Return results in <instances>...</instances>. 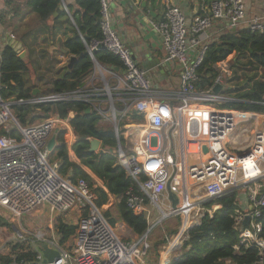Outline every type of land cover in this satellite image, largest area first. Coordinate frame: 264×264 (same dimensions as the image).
Instances as JSON below:
<instances>
[{
	"label": "built area",
	"instance_id": "2783aa9c",
	"mask_svg": "<svg viewBox=\"0 0 264 264\" xmlns=\"http://www.w3.org/2000/svg\"><path fill=\"white\" fill-rule=\"evenodd\" d=\"M62 3L65 5L64 0ZM217 20L264 32V12L249 16L246 0H214L210 12L194 16L190 26L178 6L167 4L164 18L153 24L167 59L182 66L180 88L172 102L153 95L147 71L113 26L109 0H101L102 37L87 42L81 36L94 63H98L95 52L100 49L111 52L121 62L119 71L113 72L117 80L115 89L119 90L118 100L100 69L103 91L109 101L108 110L96 104L83 87L29 99L16 98L15 101L11 98L3 100L0 96V129L4 131L0 134V205L20 216L45 204L52 214H77L76 231L69 245L61 243L54 222L48 227L50 235L44 230L23 233L16 229L12 239L21 243L30 240L36 250L35 258L18 259V255L26 250H14L9 246V253L0 252V264H45L41 243H47L59 252L53 264H146L151 250L148 235L163 219L196 210L199 222L194 223L199 225L200 218L206 214L213 217L221 207L218 203L206 209L208 202L238 189L245 191L240 199L245 205L235 212V227L240 232L243 246L258 249L256 260L244 264H264L263 223L259 219L264 209V110L253 112L219 107L232 100L223 93L226 78L231 75L229 59L216 65L218 75L212 87H198V71L209 48L205 33ZM216 84L223 85L220 93L213 90ZM71 100L86 102L106 120L112 113L118 140V163L134 183L124 198L128 208L143 215L148 223L147 231L135 239L125 241L118 235L97 205V195L85 178L72 180L62 176L60 162L51 161L48 143L56 129H70L69 145L76 138L69 123L70 115L60 117L50 113L41 122L23 125L13 109L15 104ZM133 113L143 115L145 121L136 141L123 145L121 136L125 133L117 120L126 119ZM204 147H207L206 152ZM168 183L181 198L178 210L173 207L170 212L161 205ZM155 208L162 216L152 223ZM247 216L251 218L249 225L245 224ZM235 249L239 250V247ZM171 258L169 256L168 261Z\"/></svg>",
	"mask_w": 264,
	"mask_h": 264
},
{
	"label": "trees",
	"instance_id": "16d2710c",
	"mask_svg": "<svg viewBox=\"0 0 264 264\" xmlns=\"http://www.w3.org/2000/svg\"><path fill=\"white\" fill-rule=\"evenodd\" d=\"M62 0H27L26 5L36 14V24L40 31H60L65 23L71 24V19L66 10L55 16L57 8ZM69 12L75 22L71 26L72 35L62 41L65 54L77 56L78 59L69 69H66L54 78L47 89H42L36 95L50 92L72 91L83 85V80L92 73L95 63L86 53V42L95 38H101V0H75V5L68 6ZM65 16L66 20L61 18ZM52 21V26L49 22ZM45 37L44 41L55 36ZM37 41V37L34 38ZM97 61L107 65L121 66L117 56L111 52L100 49L95 52ZM232 59V74L226 80L230 86L226 89L232 100L223 102L220 108L236 109L244 111L260 112L264 110V32H254L247 28H241L221 37L219 43L209 45L205 59L199 68L200 80L198 87L208 89L213 86L218 75L216 65L225 60ZM29 62L21 58L20 54L7 45L1 52L0 67V96L3 100L12 97L33 98L34 90L38 85H31L28 76ZM89 104L83 101H60L54 103H25L15 104L13 109L19 121L26 125L37 118H46L50 113H57L60 117H67L71 112L70 123L77 133V139L72 149L80 159L81 164L72 161L69 157V149L66 143L67 131L62 129L58 133L57 146L55 148L58 158L61 160L59 173L69 176L72 180L79 177L85 178L97 195L96 203L103 206L109 202V195L121 198L119 218L135 234L143 235L148 229V223L143 215L135 214L128 208L124 195L133 186V180L127 171L118 163L117 155L110 150L116 146L117 139L112 127L100 128L97 126L102 116L96 112H87ZM201 108V107H200ZM134 117L141 118L138 114ZM4 133L0 129V134ZM15 134H17L15 132ZM99 139L103 148L99 152L90 151L91 141ZM123 137H121V142ZM89 167L92 172L104 181L108 191L101 186H96L92 176L82 167ZM238 189L228 193L217 200L208 202L211 206L219 203L221 207L215 211L213 217L206 214L199 225L189 230V239L186 241L187 250L174 259L172 264H227L230 260L233 264L250 263L256 260L258 249L255 246L245 247L240 242V232L235 227L234 215L239 208L240 199ZM106 217L109 213L105 214ZM263 223L264 234V209L259 218ZM113 225L115 219L109 220ZM0 225H9L4 217L0 216ZM58 230L61 243L65 244L74 235L76 224L66 222L62 217L58 218ZM238 246L239 250L235 247ZM18 248L26 250L18 255V259L33 260L36 250L31 244L25 246L16 243L14 250Z\"/></svg>",
	"mask_w": 264,
	"mask_h": 264
},
{
	"label": "crops",
	"instance_id": "0c3cea01",
	"mask_svg": "<svg viewBox=\"0 0 264 264\" xmlns=\"http://www.w3.org/2000/svg\"><path fill=\"white\" fill-rule=\"evenodd\" d=\"M213 1L214 0H109L114 28L119 33L122 40L130 47L135 59L139 62L142 68H144V62L146 60H149L147 62L148 69H144L147 71V74L152 82V92L155 97L169 102H172L174 100L173 97L178 93L180 88V74L182 71V66L176 61L167 59L161 37L155 30L153 24L160 22L164 18V12L167 4H174L178 6L186 15L187 24L190 26L194 16L210 12V6ZM26 2L27 0H0V67L1 52L3 48L9 44L8 38H14L13 40L17 42L16 44H18V42H22L25 47L24 50L28 51L27 57L29 58L31 56L34 62L33 65L30 64L31 71L33 72V70L35 69V72L39 73L37 77H35L34 73H31L29 76L30 80L37 81V89L39 91H37L36 93H39L45 87L50 86L51 81L59 76L66 69V67H68L71 57L73 56L65 54L61 44L67 36L72 35L71 26H74L75 22L69 12L68 6L75 5V0H64L65 5H63V3L60 5L63 6L62 11H67L68 9L67 13L69 15V18L71 19V24L65 23L60 31L56 28L54 31L51 30L49 32L40 31L38 29L36 24V14L32 12L31 9H29V7L26 5ZM143 3H145V6H142ZM64 6H66L67 9H65ZM246 8L247 14L249 16L261 14L264 12V0H246ZM61 12L56 13L55 16H58ZM61 20H66V17L63 16ZM52 24L53 22L50 21L49 25L52 26ZM241 28L243 29L245 28V26L235 27L228 22L217 20L205 33V41L209 45L219 43L222 36ZM53 34H55V37L53 39L44 41L45 37L53 36ZM35 37H37V41H34ZM29 39H32L31 42H27ZM47 43H49L48 46L46 45ZM35 44H39V46ZM29 45L31 47H28ZM151 60H155V62H151ZM229 60L231 61L232 74V59ZM97 62V64L95 63V67L92 73H90L83 80V85L81 87L88 90L91 97L97 102L96 104L101 105L103 110H108L109 101L106 93L103 91L104 83L102 78L104 75L108 80L112 90H114L115 98L118 100L119 90L115 89L117 80L114 77L113 72H117L119 71V69L112 67L118 65H107L100 63L99 61ZM100 69L103 70V75L101 74ZM226 83L227 85L223 89V93L225 94H227L226 89L230 86L231 82L226 81ZM89 109V112H96L93 106L92 108L89 107ZM69 115L71 119V117L74 116V112H71ZM69 115L67 117H69ZM131 115L133 116L134 113ZM131 115L126 119H130ZM138 116L141 117L140 119L142 120L143 124L145 121L144 116ZM107 122L108 121H106V119L101 118L97 126L100 128H110L108 126H105V123ZM138 124L140 126V123H137L135 125ZM70 126L73 129L76 137L74 140L75 142L77 139V133L71 123ZM64 130L67 131V140L69 141L71 131L70 129ZM139 131L140 129L131 131L132 138H130L129 142L136 141L139 135ZM133 134H135L136 136H133ZM74 142L70 143V145L69 143H67V145H69V157L72 161L81 164L80 159L76 156L75 152L72 149ZM117 145L118 140L116 146ZM110 151L112 152V149ZM53 152L56 153L55 150ZM55 161H59L61 163V160L59 158ZM82 167L92 176L96 186H101L106 191H108L104 184V181L97 175H95L89 167L83 165ZM109 197V200L112 198L117 199L118 204L121 200V198H118L111 194L109 195ZM244 205L245 204L240 201L239 207H242ZM40 207H42V209L46 208L48 210V221L44 228L43 226H36V230H34V232H37L39 230L45 231V229L48 231L49 224L54 222V227L57 230V236L59 237L60 234L57 225L59 217H62L68 223L76 224L77 214L70 216L60 214L56 215L51 213L46 204ZM12 238L13 236L5 241H1L0 239V252L9 253L8 250H10V247L8 246V243ZM71 242L72 237L68 242H66V245H69Z\"/></svg>",
	"mask_w": 264,
	"mask_h": 264
},
{
	"label": "rangeland",
	"instance_id": "374dc122",
	"mask_svg": "<svg viewBox=\"0 0 264 264\" xmlns=\"http://www.w3.org/2000/svg\"><path fill=\"white\" fill-rule=\"evenodd\" d=\"M31 40L32 39H29L27 42H31ZM48 44L49 43H47L46 45L48 46ZM35 45L39 46V44H35ZM28 47H31V46L29 45ZM24 48L25 47L22 43L21 48H20V54H25V58L28 59V62H29L28 76H30L31 73H34L35 77H37L39 73H36L35 69L33 70V72L31 71L30 64L33 65L34 62L30 56V53H29L30 57L29 58L27 57L28 51L24 50ZM35 84H37V81L31 80V85H35ZM47 88L48 87H45L44 89H47ZM222 109H224V108H222ZM225 109H227V108H225ZM109 115L110 116L106 120L108 122L105 123V126L115 128V120L112 117V113H109ZM44 119L45 118H43V119L37 118L32 123H35V122L38 123V122L43 121ZM117 123H118L120 128H123L122 130L125 133V134H123V136H121V137H123L122 144L124 145L126 142L130 141V138H132L131 137V130L132 129H134V130L141 129L142 120L140 118H137V117H134L131 115L130 119H126V120L123 119L121 121L117 120ZM137 123H140V126H139V124L135 125ZM129 129H131V130H129ZM128 130L130 131L129 133H127ZM128 134L130 136L127 137ZM134 135L135 134H133V136ZM102 148H103V146L101 145V147L99 148V150L97 152H99ZM116 148H117V146H114L111 148L112 153H116ZM50 159H51V161H55L58 159L55 152H52L50 154ZM244 193H245V191L241 190V192L239 194V199H242V194H244ZM175 194H176L177 199H178L177 205L179 206V205H181V198L178 196L177 193H175ZM216 204H218V203H214L211 206L206 205V209L212 208ZM161 205H162V209H164L166 212H170L173 209V201L170 198V191L168 190V187H167V190L164 192V194L161 197ZM100 208L103 209L105 214L109 213V216H107V218L109 220L110 219L116 220V223L114 225L111 223V225L115 228L118 235L123 240L130 241L132 239H135L138 236L122 220H120L118 200L117 199H113V198L110 199L107 204L103 205ZM47 211L48 210L46 208L42 209V207H38L32 213H25L24 215L20 216V215H17L15 213H12L11 211H8L5 207L0 205V216L4 217L5 220L8 221V224H9V225H0V239H1V241L2 240H4V241L8 240V238H10L11 236L14 235V232L16 229H18L20 232H23V233H29V232H34V230H36V226H43V228H44V226H46L47 221H48ZM197 215H198V212L196 210H191L190 213L187 211L185 213L184 212L181 213L180 215H173L170 217H166L165 219H163V221L161 223L157 224L151 230V232L148 235V240L151 243V250H150L148 256L146 257V264H162L161 259H162V256L164 255V252L167 251L169 246H171L172 241L174 240L176 235H178L180 233L184 222L189 220L190 223L188 224V226L184 230V232L180 238V241L175 245V247L174 246L172 247L173 251L172 250L170 251V254H172V255H170V257L172 256L171 261L167 260L168 263L167 262L166 263L172 264V262L176 258V256L181 255L182 252L187 250L188 247L186 248L185 244H186V241L190 237L189 236V230L193 226L197 225V223L199 222L198 221L199 215L198 216ZM161 216H162L161 211L158 208H155L152 223H155ZM200 221H202V218H200ZM194 222H197V223H194ZM45 231H46L47 235H50V233H48V231L46 229H45ZM37 232H41V230H39ZM29 241L30 240L22 241V242L25 246H28V244H31ZM18 242L19 241H17L16 239H12V242L8 243V246L13 247ZM226 263L227 264H233L230 260H227Z\"/></svg>",
	"mask_w": 264,
	"mask_h": 264
},
{
	"label": "water",
	"instance_id": "95a60500",
	"mask_svg": "<svg viewBox=\"0 0 264 264\" xmlns=\"http://www.w3.org/2000/svg\"><path fill=\"white\" fill-rule=\"evenodd\" d=\"M142 6H145V3H143ZM63 9V6H59L57 8V11L55 12V15L56 13H59L61 12ZM9 46H11L15 51H17L19 54H20V48H21V45H22V42H18V44H16L17 42H15V40H13L14 38L12 37H9ZM103 48V47H101ZM86 53H88L86 51ZM21 58H25V54H20ZM78 59L77 56H72L71 57V60H70V63L68 65L69 69L73 66V64L76 62V60ZM149 60H146L143 64V67L145 69H148V66H147V62ZM159 61V60H158ZM151 62H155V60H151ZM112 67H115L116 69H119V66H112ZM223 89V85L222 84H216L215 87L213 88L214 92L215 93H220ZM39 91L38 89L35 90V93ZM16 100V97L12 98V101H15ZM89 108H88V112H89ZM259 128H262V125L259 126ZM59 132V129H56L55 133L53 134V136L51 137L49 143H48V149L50 152H53L55 150V147L57 145V134ZM100 145H101V141L97 138L93 139L91 141V147H90V151H93V152H96L99 148H100ZM204 151L206 152L207 151V147H204ZM168 187V190L170 191V198L172 199L173 201V207L175 210H178V199H177V196L176 194L172 191L171 189V186H170V183H168L167 185ZM250 216H247L246 219H245V224L246 225H249L250 223ZM40 250L43 252L44 254V257H45V264H53L55 262V260L58 259L59 257V252L53 248H50L49 245L47 243H41L40 244Z\"/></svg>",
	"mask_w": 264,
	"mask_h": 264
},
{
	"label": "bare ground",
	"instance_id": "6f19581e",
	"mask_svg": "<svg viewBox=\"0 0 264 264\" xmlns=\"http://www.w3.org/2000/svg\"><path fill=\"white\" fill-rule=\"evenodd\" d=\"M189 223H190L189 220H187L186 222H184L183 227L181 228L180 233L178 235H176V237L172 241L171 246H169V248L167 249V251L164 252V255L162 256V259H161V263L162 264H165L167 262V260L169 259V255H170V251L172 250V247L173 246L175 247V245L180 241V238H181L184 230L186 229V227L188 226Z\"/></svg>",
	"mask_w": 264,
	"mask_h": 264
}]
</instances>
